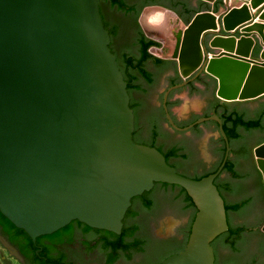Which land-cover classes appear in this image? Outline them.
I'll return each instance as SVG.
<instances>
[{
  "label": "water",
  "instance_id": "water-1",
  "mask_svg": "<svg viewBox=\"0 0 264 264\" xmlns=\"http://www.w3.org/2000/svg\"><path fill=\"white\" fill-rule=\"evenodd\" d=\"M227 1L143 0L140 13L167 10L171 27L142 30L138 16V36L124 32L120 37V58L128 54L139 60L143 36L159 43L148 51L164 63H144L153 82L134 72L138 89L132 95L146 96L154 105L163 103L169 123L164 118L157 128L178 135L166 143L185 142L196 125L217 121L218 126L201 125L200 136L195 133V162L171 158L184 172L212 170L222 158L223 136L226 151L217 171L196 179L178 172L157 147L134 140L136 114L129 84L111 49L100 3L108 20L124 26L132 22L127 12L99 0H0V213L35 243L73 220L120 235L133 198L157 183L178 185L191 196L197 213L185 248L160 264H216L213 241L230 225L258 221L246 218V206L229 212V225L215 181L230 155L241 153V146L238 140L231 147L219 115L232 113L246 120L264 115V49L261 60L251 57L255 44L264 43V23L241 26L252 20L244 5L220 16L218 24ZM261 1L251 4L257 7ZM259 14L264 20V7ZM110 25L118 30V25ZM252 31L258 35H245ZM203 34L211 36L205 52ZM215 78L220 99L215 96ZM168 97L179 125L200 118L177 125ZM241 132L246 136L241 142L250 148L264 178V117L261 128ZM176 145L165 146L166 152ZM232 156L235 173L223 171L224 183L244 174ZM223 193L228 203L245 202L235 195L242 193L236 184L233 192ZM223 251L234 253L231 247Z\"/></svg>",
  "mask_w": 264,
  "mask_h": 264
},
{
  "label": "flooded vegetation",
  "instance_id": "flooded-vegetation-1",
  "mask_svg": "<svg viewBox=\"0 0 264 264\" xmlns=\"http://www.w3.org/2000/svg\"><path fill=\"white\" fill-rule=\"evenodd\" d=\"M132 1L136 4H140L143 0ZM100 5L103 17L105 18L104 20H106L109 24L113 23L118 25V30L115 36H111V49L119 58V49L123 46L120 37L125 36V32L126 35L136 38L139 34L137 20L133 19L132 17V22L126 26L122 25V23L118 22L117 20H108L107 16L103 12L101 3ZM127 17H129V15H127ZM194 81L190 82L184 87L192 86ZM172 92L170 93V95L172 94ZM130 94L131 101L132 99H134L137 100L140 104L138 111L139 126H136L134 132V140L138 143L148 145L152 133L151 127L153 125L157 126L163 120L164 115L167 119L165 108L163 106V103L162 105H154L153 101L149 100L146 96H138L134 98L132 92ZM169 97L167 100V107L170 114L172 115L170 110ZM208 105H211L210 102L208 103ZM174 121L177 125H179L175 119ZM192 130L193 132H191V135L193 136H191V138H187V141L180 143H166V139L168 137L169 139H173L172 137H177L178 135L175 136L163 132L158 137L155 147H157L162 152H166L165 146L175 144L183 146L185 148V151L188 153V157L184 160L191 163L195 162L197 160V157L194 144L196 142V137L199 135L197 134V136H195L196 131L194 130V128H192L190 131ZM183 133H186V131H183ZM184 135L186 134H183L181 136ZM243 136L245 135L243 134ZM241 141L242 140L239 141L241 146V153H235V155L233 156L230 155V158L232 156L233 158L237 159L238 166L244 174L239 177H232L229 184L232 187L231 192L234 191L235 184L240 188V192L242 193L235 195L241 197V201H246L245 205L243 206H247L248 208L247 214L245 215L246 218L250 221H258L257 223H255V225L243 224V227L245 228L244 233L242 234V236L235 238L234 241H231L232 239L230 240V236L228 235L230 229L218 236L213 241L212 245L215 251L216 264H264V259L262 258L261 254H259V252H262V254L264 255V231H262L261 229L264 225V178H262L256 170L258 167L256 165L257 162H255L253 155L251 156L250 148ZM212 149L215 152L219 151L218 144H215ZM244 157L246 159L245 162L242 159ZM175 159L181 158L177 157ZM170 163L178 170V172L192 178H197L207 172L205 170L200 173H188L181 171L179 166L171 159ZM223 171L217 177L218 180L216 179V181L218 182V188L220 185L222 190L224 191L225 189L222 187L223 182L221 180L223 177ZM156 187L157 184L152 190L145 192L141 196L133 198L132 205L124 219L125 227V223L126 221H128L127 216L129 213H131V217L133 219L132 223H137L139 225V228L136 232V237L141 239L140 247H132L130 250H128L126 245L129 242H133L135 240L133 237H112L111 233L113 232L89 227L85 223H82L78 220H73L67 226L57 230L52 234L39 236L35 243L31 239V237L26 232H24V230L17 227H11L5 221V219L0 216V264H160L163 259L175 254L171 252L177 249L174 248L176 245H179L181 247V249L175 251L176 253L185 248L191 233V221L183 229V239L158 238L154 234L153 228L158 226L159 224L158 214L156 213V210L159 206L154 198L149 197L150 193ZM219 190L224 197L225 202H227L223 191H221L220 188ZM138 199H143L144 207L146 205L145 201L147 199H151L153 201L155 208L151 211L155 213L151 215L150 223L140 220L142 216V212L140 209H137L136 212L133 211L136 210V202ZM227 215L230 225L228 211ZM244 237H246L247 240L244 243L239 244L238 242ZM228 247H231L234 250V253L232 255H228L223 251ZM1 248L5 249L7 253L5 254L1 250ZM220 254L222 256H220ZM163 255L165 256L161 257Z\"/></svg>",
  "mask_w": 264,
  "mask_h": 264
},
{
  "label": "trees",
  "instance_id": "trees-1",
  "mask_svg": "<svg viewBox=\"0 0 264 264\" xmlns=\"http://www.w3.org/2000/svg\"><path fill=\"white\" fill-rule=\"evenodd\" d=\"M99 1L100 2H102V1L111 2V4L113 6H117L121 10L127 12L129 14V16L133 17V19H135V20L138 19V16L140 14L141 3L140 4L139 3L129 4L128 0H99ZM104 21H105L106 28L109 29L111 36L114 37L116 32H117L116 27H112L106 20H104ZM158 44H159L158 42H156L154 40L147 39L146 37L143 36L141 39V45L143 47V55L139 60L135 59V57L128 55V54L121 56V58L119 56V58H118L119 59V65H120V67L124 73L125 80H127L128 84H129L128 89H129L130 93L132 91H135L138 89V87H136V81L137 80H136V77L134 75V72L140 73L149 82H153L152 81L153 78H151V75L148 73L147 69L144 67V63L147 60L153 59L156 62V64L164 63V60L154 57L148 51L151 46H158ZM139 105L140 104L137 100L132 99L131 107L135 110V113H136V118H137L136 126H139V118H138L139 117V115H138ZM216 111H217V113H215V114H218V110H216ZM219 116L223 120L224 129H225V131H226V133H227V135L231 141V145H233L234 141H238V140H241L243 138V133L241 132L242 128H246L247 130L251 131L253 129H258V128H261L263 126L264 115H262L259 119H255V120H246L245 118H243L241 116H237V115L232 114V113H230V114L225 113L224 116H221V115H219ZM164 118H165V115L163 116V119ZM198 118H195V119H198ZM195 119L186 123V124H183L181 126H187L190 123L194 122ZM210 123H214L218 126V123L215 120L207 121L206 123H203V124H210ZM203 124L196 125L194 127V130L198 133L199 136L203 133L202 128H201V125H203ZM160 135H161L160 131L158 130L157 126H155L154 130L151 133V138H150V142L148 145L156 146V141ZM221 141L223 142V148H222V158H221L220 164L222 163V161L224 159V155H225V151H226L225 140L222 136H221ZM163 153L165 154L167 161L169 163H170L171 158L180 157V158L186 159L188 157V153L185 151V148L183 146H180V145H176V146L170 148L167 152H163ZM220 164L216 168L205 172L203 175L197 177L196 179H200L204 176H207L211 173H214L215 171H217ZM224 171H228V172H231L233 174L235 173V163L232 161L231 158H229V160L227 161L226 166L224 168ZM215 183H216V185L218 184L217 181ZM222 184H223L222 187L225 190H229V191L232 190V187L229 183L223 182ZM159 185H163V186L167 187V186H171L172 184L157 183V187ZM173 186H176V185H173ZM157 187L150 194H153L156 191ZM180 188L186 194L187 207L188 208L189 207L195 208V211H194V214L192 216L191 223H190V229H191V226L193 224V221H194L196 213H197V207H196L193 199L191 198V196L187 193V191L185 189H183L182 187H180ZM219 188L221 189V191H223L220 185H219ZM245 203H246V201L240 202V203H235V204H231V203L226 202L227 211L228 212H230V211L240 212V210L245 205ZM145 204H146L145 207L148 210H153L155 208L154 203L151 199H147L145 201ZM0 216L3 217L5 219V221L11 227H16L7 218H5L1 213H0ZM130 217H131V213L128 214L127 219H129ZM138 228H139V225L137 223H132V224L128 225L127 221H126L125 227H124L121 235H117L115 233H111V234H112V237H118V238L133 237L135 240L133 242H129L126 245L127 249L130 250L132 247H140L141 246V239L136 237V232H137ZM244 231H245V228L243 226H238V227L231 226L230 230L228 232V235L230 236V240L232 239L231 241H234L235 238L242 236ZM179 247H180L179 245H176L174 248H177V249H175L171 253H176L175 251H178L179 249H181V247L180 248Z\"/></svg>",
  "mask_w": 264,
  "mask_h": 264
},
{
  "label": "rangeland",
  "instance_id": "rangeland-1",
  "mask_svg": "<svg viewBox=\"0 0 264 264\" xmlns=\"http://www.w3.org/2000/svg\"><path fill=\"white\" fill-rule=\"evenodd\" d=\"M163 186L159 185L153 194L149 197L154 198L158 203V209L156 213L158 214V226L153 228L154 234L161 239L165 238H176L183 239V229L191 221L194 214L193 207H187L186 194L182 191L180 186ZM148 197V198H149ZM142 206V207H141ZM140 209L142 216L141 221H147L150 223V217L153 211L148 210L143 206V199H138L136 202V210ZM133 219L130 217L127 221L129 225L132 223ZM1 250L6 254L5 249ZM165 255L161 256L164 257Z\"/></svg>",
  "mask_w": 264,
  "mask_h": 264
},
{
  "label": "crops",
  "instance_id": "crops-1",
  "mask_svg": "<svg viewBox=\"0 0 264 264\" xmlns=\"http://www.w3.org/2000/svg\"><path fill=\"white\" fill-rule=\"evenodd\" d=\"M207 1V0H206ZM216 1V0H215ZM209 2V1H208ZM223 2H225V0H223ZM225 5L227 6V10L224 11L223 13L219 14L218 16V24H219V17L224 15L225 13H227L230 9L232 8H241L242 6L244 5H247L248 6V14L250 15V17L252 18V20L248 21V22H245L244 24H242L241 26L245 27L247 25H253L254 23H258V22H262L264 23V20H262L260 17V9L261 7H264V0H262L259 4V6L257 7H254L252 4H251V0H228ZM221 20V18H220ZM240 26V27H241ZM210 31V30H208ZM207 31L204 32V34L206 33ZM204 34L202 36V44H203V49H204V46L205 44H208L209 45V42L211 40V36H207V37H204ZM245 35H248V36H251V37H256L258 35V33L256 31H252L250 33H245ZM264 49V43H257L255 44V46L253 47L252 49V55L251 57L252 58H255V59H258V60H261V53ZM211 53H213V49L210 50ZM217 52L219 51H222L221 49L217 48L216 49ZM204 52H205V49H204ZM205 59H207L206 57V53H205ZM205 61V60H204ZM203 61V63H204ZM202 63V64H203ZM202 66V65H201ZM208 74V73H207ZM209 75V74H208ZM211 76V75H210ZM213 77V76H212ZM214 78V77H213ZM216 79V78H215ZM217 80V79H216ZM218 86H219V82L217 80V87L215 89V96L217 98H219L217 96V89H218ZM263 96V95H262ZM261 97V96H260ZM259 98V97H257ZM257 98H254V99H257ZM220 99V98H219ZM254 99H248V100H254ZM222 100V99H221ZM248 100H233V101H225V100H222V101H225V102H243V101H248ZM4 264H7V263H4Z\"/></svg>",
  "mask_w": 264,
  "mask_h": 264
},
{
  "label": "clouds",
  "instance_id": "clouds-1",
  "mask_svg": "<svg viewBox=\"0 0 264 264\" xmlns=\"http://www.w3.org/2000/svg\"><path fill=\"white\" fill-rule=\"evenodd\" d=\"M138 24L142 30L147 28L149 31H165L166 28L171 27L167 10L159 8L147 14L142 11L139 14Z\"/></svg>",
  "mask_w": 264,
  "mask_h": 264
}]
</instances>
